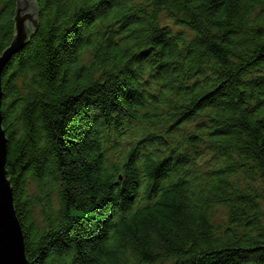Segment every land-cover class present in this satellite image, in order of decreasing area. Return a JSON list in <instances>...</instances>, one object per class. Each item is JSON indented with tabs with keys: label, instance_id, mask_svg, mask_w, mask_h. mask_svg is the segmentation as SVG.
Wrapping results in <instances>:
<instances>
[{
	"label": "trees",
	"instance_id": "obj_1",
	"mask_svg": "<svg viewBox=\"0 0 264 264\" xmlns=\"http://www.w3.org/2000/svg\"><path fill=\"white\" fill-rule=\"evenodd\" d=\"M34 3L2 107L28 264H264V0Z\"/></svg>",
	"mask_w": 264,
	"mask_h": 264
},
{
	"label": "water",
	"instance_id": "obj_2",
	"mask_svg": "<svg viewBox=\"0 0 264 264\" xmlns=\"http://www.w3.org/2000/svg\"><path fill=\"white\" fill-rule=\"evenodd\" d=\"M16 35L0 54V264H28L25 237L15 209L14 191L8 177V138L3 128V72L10 59L38 30L39 16L34 0H19L15 16Z\"/></svg>",
	"mask_w": 264,
	"mask_h": 264
},
{
	"label": "rangeland",
	"instance_id": "obj_3",
	"mask_svg": "<svg viewBox=\"0 0 264 264\" xmlns=\"http://www.w3.org/2000/svg\"><path fill=\"white\" fill-rule=\"evenodd\" d=\"M165 16H166V14H163V16L161 18V23L162 24H169V23L172 24L171 20L165 18ZM173 28L176 29V30L178 29V28H176L174 26H173ZM258 186H259L258 187L259 190H263V187L260 184ZM31 189H32V191H36L37 187H36L35 183L31 184ZM263 205H264V202H263ZM223 220H224L223 219V215L221 213L215 214V221L216 222H220V221H223Z\"/></svg>",
	"mask_w": 264,
	"mask_h": 264
}]
</instances>
